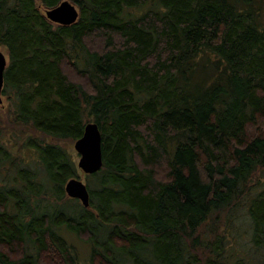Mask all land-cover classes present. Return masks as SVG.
<instances>
[{
  "label": "trees",
  "instance_id": "trees-1",
  "mask_svg": "<svg viewBox=\"0 0 264 264\" xmlns=\"http://www.w3.org/2000/svg\"><path fill=\"white\" fill-rule=\"evenodd\" d=\"M62 1L0 0L3 95L51 137L96 121L104 165L85 207L74 154L0 114V264H264V0Z\"/></svg>",
  "mask_w": 264,
  "mask_h": 264
},
{
  "label": "water",
  "instance_id": "water-1",
  "mask_svg": "<svg viewBox=\"0 0 264 264\" xmlns=\"http://www.w3.org/2000/svg\"><path fill=\"white\" fill-rule=\"evenodd\" d=\"M47 17L61 25H71L78 21L80 10L70 0H63L57 6L46 10ZM9 64L7 54L0 49V103L3 102L5 73ZM75 149L79 154L78 167L85 174H94L104 165L102 150V133L96 121L87 122L83 135L75 140ZM65 191L70 198H78L85 207L90 206V190L81 177H73L67 181Z\"/></svg>",
  "mask_w": 264,
  "mask_h": 264
},
{
  "label": "rangeland",
  "instance_id": "rangeland-1",
  "mask_svg": "<svg viewBox=\"0 0 264 264\" xmlns=\"http://www.w3.org/2000/svg\"><path fill=\"white\" fill-rule=\"evenodd\" d=\"M0 49L7 54V50L5 48L0 47ZM0 114H1L2 125L6 131L5 137L8 139V144L10 146L12 143V145H14L15 148H17L24 140L28 139L29 137H38V138H41L42 140H46L48 142H53V143L64 146L71 153L74 154L78 162L79 155L75 149V140L59 139V138L51 137V136L42 134L39 131H36L31 126L16 122L14 118V107L11 104L8 96L3 95V103L0 106ZM80 175H81L82 180H84L87 183L86 175L82 171L80 172ZM78 247L80 250V254H82L81 256H84L83 254H85L84 253L85 249L83 245L81 246L78 245Z\"/></svg>",
  "mask_w": 264,
  "mask_h": 264
}]
</instances>
